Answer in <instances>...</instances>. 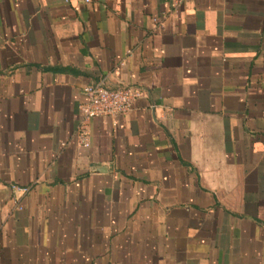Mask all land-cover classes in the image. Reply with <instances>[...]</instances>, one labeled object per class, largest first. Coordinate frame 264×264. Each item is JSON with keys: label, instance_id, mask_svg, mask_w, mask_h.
<instances>
[{"label": "crops", "instance_id": "obj_1", "mask_svg": "<svg viewBox=\"0 0 264 264\" xmlns=\"http://www.w3.org/2000/svg\"><path fill=\"white\" fill-rule=\"evenodd\" d=\"M176 2L0 0V264H264V0Z\"/></svg>", "mask_w": 264, "mask_h": 264}, {"label": "built area", "instance_id": "obj_2", "mask_svg": "<svg viewBox=\"0 0 264 264\" xmlns=\"http://www.w3.org/2000/svg\"><path fill=\"white\" fill-rule=\"evenodd\" d=\"M183 0H177L179 6ZM89 3L90 0H83ZM156 21V20H154ZM142 92L133 87H120L115 90L107 89L103 83L86 85L82 88V102L79 110L82 121L78 127V140L83 147L89 146V123L97 117H115L129 113ZM11 201L14 208H19L21 199L30 191L27 187L11 185Z\"/></svg>", "mask_w": 264, "mask_h": 264}]
</instances>
